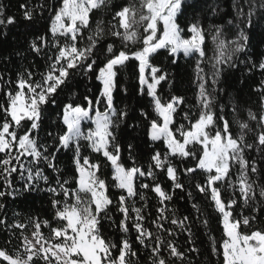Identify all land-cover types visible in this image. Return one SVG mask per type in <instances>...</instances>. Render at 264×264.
Returning <instances> with one entry per match:
<instances>
[{"label":"snow or ice","instance_id":"1","mask_svg":"<svg viewBox=\"0 0 264 264\" xmlns=\"http://www.w3.org/2000/svg\"><path fill=\"white\" fill-rule=\"evenodd\" d=\"M202 7L201 0H129L121 5L114 0H60L52 9L47 32L29 43V49L37 55L49 48L55 50L51 55L45 52L46 71L36 78L34 72L24 69L14 81L0 75V198L15 195L12 178L17 174L25 181V190L49 193L52 209L51 220H30L28 235L23 231L27 224H8L6 218H0V225L6 229L21 230L19 244L12 252L0 248V264H141L145 254L148 264H191L187 253L198 254L199 249L181 250L174 239H167L175 233L165 226L170 223L186 231L187 243L191 244L190 218L176 216L167 203L172 194L156 180L159 170L171 181L173 191L184 190L180 165L182 174L210 199L220 216L223 239L219 244L215 237L210 240L212 253L222 256L221 264H264V228L253 227L264 213V79L254 90L259 95V111L249 109L247 119L238 118L235 105L229 119L226 106L218 103L217 90L225 67L244 64L248 72L255 70L264 76V58H241L247 53L252 29L264 21V0H232L231 18L224 24L208 23L207 27L198 12ZM21 8L23 20L33 22L38 10L43 13L45 4L24 3ZM189 10L193 18L181 27L178 18ZM94 13L101 15L93 20ZM211 13L218 14L216 7ZM17 23V18L0 5V30ZM226 27L235 30L234 38L226 37ZM209 36L214 45L210 57L206 43ZM160 50L168 53L173 64L181 54L195 58L197 112L194 118L184 112L187 125L176 119L185 97L160 94L162 83H170L169 73L153 62ZM130 61L137 69L138 95L148 97L152 109V115L140 110V117L148 122L147 135L164 147L163 152L153 151L147 168L137 164L131 143L127 144L131 164L124 163L125 149L117 136L122 125L137 127L127 124L134 117L127 105L117 107L114 95L120 70ZM206 64L211 65V86ZM76 76H94L100 85L98 95L84 96L86 106L59 101L60 93L75 86ZM121 91L126 94L128 89ZM49 105L60 108L58 117L63 126L56 134H46L51 144L40 139ZM84 122L92 125L87 132L82 127ZM61 151L72 153L71 180L65 178L56 162ZM175 159L180 165L173 163ZM41 165L54 174L51 179ZM105 167L111 170L113 186L120 190L115 201L108 195L109 185L101 175ZM197 174L202 178L199 182H195ZM40 181L45 187L40 188ZM145 189L155 193L159 201L157 215L150 221L153 228L145 226L146 204L136 206V197L146 201ZM188 195L191 197V192ZM114 204L121 214L118 222L111 214ZM5 207L0 202V212ZM192 208L200 212L196 203ZM237 208L239 218L234 216ZM245 209L250 214L246 215ZM105 221L121 233L118 239L104 233ZM202 224L207 228L208 219ZM42 228L48 229L47 235ZM131 231L144 253L133 246Z\"/></svg>","mask_w":264,"mask_h":264},{"label":"trees","instance_id":"2","mask_svg":"<svg viewBox=\"0 0 264 264\" xmlns=\"http://www.w3.org/2000/svg\"><path fill=\"white\" fill-rule=\"evenodd\" d=\"M129 0H114L117 5L126 4ZM27 3L29 6L37 4H45V10L41 13L39 10L36 13V18L33 22L25 21L22 18L23 9L21 5ZM203 7L198 10L202 22L205 27L208 23L224 24L227 19L233 15L231 3L232 0H201ZM60 0H0V5H3L7 14L14 15L17 18L18 23L14 26H9L7 30H0V75H3L6 79L15 80L18 72L28 69L36 74V78H39L41 72L47 69V55H51L55 50L46 49L45 52L37 55L29 49V43L36 38L37 35H43L47 32L48 27L51 25L52 9L58 7ZM212 7H216L217 15L213 16L211 13ZM223 9V11H221ZM100 13H94L93 20L100 17ZM41 16L43 18H41ZM106 20L110 19V16L104 17ZM193 18L192 11H187L184 15L178 18V22L181 27H184L189 20ZM94 26V25H93ZM6 31V35L3 34ZM234 29L228 31L225 28V34L228 39L234 38ZM51 38L50 32L48 33ZM118 43V42H117ZM207 43V55L210 57L213 54L214 45L212 44L211 37L206 40ZM138 47V45H136ZM20 53V55H17ZM250 57L254 61H259L264 58V21L258 22L256 27L252 29L250 34V43L247 49V53L242 54L241 58L246 59ZM164 71L169 73V82L162 83L159 91L160 94L167 97L169 94L179 95L185 97L186 103L178 109V115L176 117L177 122H183L187 125V121L183 119L184 112L192 113V118L195 117L197 112L196 96L197 88L194 83L195 80V58H184L181 54L175 64L172 63V58L164 50L154 57L153 61ZM205 72L209 73V86H211L210 73L211 65H204ZM137 69L135 62L130 61L128 66L120 70L118 77L119 87L115 92V103L118 108L128 106L130 115H133V119L127 121L128 125L135 124L137 127L121 126V129L117 132L118 139L120 140L125 151L122 153L123 161L126 165H130L129 154L127 151V144L131 143L134 147L133 156L136 158L138 165H143L144 168L148 166V160L154 150L163 152L164 147L162 142L153 143L147 135V121L140 117V110L144 109L150 115H152V109L149 104L148 97H141L137 92ZM264 79V76L259 71L248 72L244 64H238L235 68H224L221 74L218 90V103L224 104L225 110L230 113L229 119H232L231 107L235 105L238 109L237 116L240 119H247V111L251 109L254 112L259 111L258 98L259 95L254 91L259 82ZM100 85L95 80L94 76L89 79L88 77L76 76L75 86L71 88V91L65 90L60 93L59 101L68 103L75 101L77 103L84 104L86 101L84 96L95 97L98 95V89ZM127 88L128 92L125 94L121 91L122 88ZM222 90V91H221ZM72 93H75L73 96ZM2 99V96H0ZM102 107V106H101ZM60 108L54 105L47 106L46 112L41 125L40 139L42 142L51 144V138L47 137L48 132L56 134L61 131L62 124L58 117ZM236 125H233V131H236ZM251 140V136H249ZM84 154H89L85 151ZM251 155L256 156V153ZM94 158H99L96 154H92ZM258 158V157H257ZM58 166L64 171L65 178L71 180L73 176L74 165L72 163V153L61 151L57 157ZM27 163V161H25ZM173 163L180 165L178 159L173 160ZM44 168L45 174L51 177L54 175L50 169L41 165ZM180 179L184 183V190L176 189L172 190L171 181L168 180L163 172L157 170L156 180L161 186L172 194V200L167 202L170 209H174L176 216L183 217L189 216V223L192 225V243H187L188 233L181 231L170 223L166 224V227H170L174 230V237H167V239H174L181 250H185L189 247H196L199 249V253L188 252L187 256L191 260V264H221L222 256H217L212 253V240L210 237H215L217 244L223 239V227L221 219L218 213L215 212L210 199H206L205 196L199 193L195 187L194 182L188 177L182 174V165ZM102 178H104L108 185V195L115 201L116 197L120 194V190L113 186L111 177V170L108 167L102 169ZM13 187L15 189L14 196H7L0 198V202H3L6 207L3 212H0V218H6L8 224L23 223L27 224L28 228L24 229L26 235L30 234L31 223L30 220L39 218L49 219L52 218V209L50 206V195L47 192L32 190L27 191L24 188L25 181L17 174L13 176ZM199 174L196 175L195 182L201 180ZM256 179V177H254ZM146 183H152L151 180H145ZM40 188L45 187L42 181L39 182ZM0 190H3L0 188ZM147 197L146 201H140L139 197H136V206L141 207L146 204L144 208V214L147 216L145 226L153 228L150 221L157 215V207L159 201L155 193L149 190H142ZM191 192V197L188 193ZM224 198H227L225 195ZM196 203L200 212H196L192 208V204ZM245 214H250L247 209L244 210ZM240 209L237 208L234 212V216L239 218ZM112 216L115 221L121 219V214L115 211V204L113 205ZM171 215V213H169ZM208 219V227L206 228L202 224V220ZM110 221L104 222V233L113 239H118L121 233L113 225L109 227ZM253 227L264 228V213L260 214L259 222L254 224ZM154 230V229H153ZM20 229H6L4 225H0V248H7L12 252L19 244L17 239L20 236ZM42 231L47 235L48 229L42 228ZM167 236V234H165ZM129 238L133 240V246L139 248L141 253H144V249L135 243V232L131 231ZM11 241V243H7ZM167 255V253H165ZM141 264H148L146 254L141 257ZM179 264V262H177Z\"/></svg>","mask_w":264,"mask_h":264},{"label":"rangeland","instance_id":"3","mask_svg":"<svg viewBox=\"0 0 264 264\" xmlns=\"http://www.w3.org/2000/svg\"><path fill=\"white\" fill-rule=\"evenodd\" d=\"M83 129L85 132H87V130L92 127L91 123L90 122H84V124L82 125ZM222 224V222H221Z\"/></svg>","mask_w":264,"mask_h":264}]
</instances>
